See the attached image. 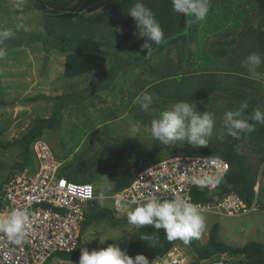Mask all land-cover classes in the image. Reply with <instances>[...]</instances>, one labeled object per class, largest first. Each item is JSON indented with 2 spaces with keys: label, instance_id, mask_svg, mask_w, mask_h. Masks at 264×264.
Returning <instances> with one entry per match:
<instances>
[{
  "label": "rangeland",
  "instance_id": "obj_1",
  "mask_svg": "<svg viewBox=\"0 0 264 264\" xmlns=\"http://www.w3.org/2000/svg\"><path fill=\"white\" fill-rule=\"evenodd\" d=\"M46 14L34 7V0H0V30L8 29L13 33L12 38L0 44L5 52L0 58V186L9 180L15 163L23 157L17 139L26 133L36 119L51 117L63 100L57 97L63 95L67 98L62 110L63 118L55 127L44 129L42 137L50 144L56 158L62 161L63 169H60L59 175L75 182L91 181L96 186L95 203L103 209H110L116 217L96 221L85 229L73 259L54 256L48 262L78 264L84 248L92 251L119 243L128 252L133 226L128 224L126 214L114 207L110 196L114 191L112 179L118 177L117 174L133 161L118 153L106 152L104 144L119 137L141 145H151L157 141L150 135L152 120L158 119L161 112L170 109L179 100L159 94L155 86H166L165 90L170 91L178 80L186 79L191 74L189 71H194L195 76L190 77L193 80L205 69L217 70L224 80L244 75L256 80L255 85L259 90L257 107L263 109L264 66L261 65L259 75L253 77L246 68L241 67V62L257 49L251 31H264V7L258 0H211L210 11L204 21L187 16L188 21H182L180 36L174 39L165 37L148 55L146 50H141L143 40L135 35L132 22L124 21L120 26L113 23L107 29L104 40L103 50L109 52L106 63L94 72L75 77L64 74L65 53L54 46V36L46 33ZM236 20L239 24H236ZM117 27L122 29V33L113 30ZM128 35L130 42L123 44ZM227 40L231 42L224 43ZM204 53L208 54L209 59L204 58ZM109 69L116 71L115 74L103 77ZM145 92L152 94L154 100L147 111L141 110L139 104L135 103V98ZM35 94H46L53 98L50 101L40 99L24 103V99ZM230 95L216 91L206 100L194 97L183 100L196 102L200 113H213L215 126L212 136H219L227 130L223 124L225 112L239 108V102ZM132 124L140 128L136 138L128 137ZM238 148L254 164L259 163V155L247 140L241 141ZM31 151L34 163L28 167L33 174L37 161L32 144ZM170 156L171 153L158 154L154 160L160 161ZM153 162L144 164V167ZM258 180L257 188L260 183L264 186V164L259 165ZM200 202L208 203L204 200ZM253 206L255 209L239 215L201 211L205 218V229L199 240L206 243L213 226L217 225L219 239L228 244L242 246L250 241L264 243V207L257 197L250 207L245 204L250 209ZM118 237L117 241L108 240L103 245L99 243V239L103 243L104 240ZM177 243L188 251L191 264L207 262H197L196 255L188 245L182 241ZM223 255L233 260L243 258Z\"/></svg>",
  "mask_w": 264,
  "mask_h": 264
},
{
  "label": "trees",
  "instance_id": "obj_2",
  "mask_svg": "<svg viewBox=\"0 0 264 264\" xmlns=\"http://www.w3.org/2000/svg\"><path fill=\"white\" fill-rule=\"evenodd\" d=\"M258 1L264 7L262 4L263 0ZM136 2L137 0H34V7L47 13L44 16L46 33L54 36V46L59 47L65 53L64 74L68 77H75L95 71L106 63L109 52L103 50L105 47L104 40L106 39L107 29L113 23L120 26V23L124 21L132 22L131 28L135 32L137 31L136 27H134L133 18L127 14L128 10ZM139 2H146L145 6L154 12L165 37L174 39V37L180 36L182 21L185 20L186 23L188 19L187 16L172 11L171 0H139ZM236 24H239L237 20ZM187 30L185 29L184 31ZM251 35L255 36L256 40L257 49L255 52L259 51L262 55L264 31L252 30ZM129 40L128 35L127 41L123 44H127L130 42ZM229 42L231 40H227L224 43ZM207 57L208 54L204 53V58L206 59ZM115 72L109 69L104 73L103 77L109 74L113 75ZM189 72L191 74L186 79L178 80L176 84L172 85V90L170 91L165 90L166 86L163 88L155 86L154 88L159 94L170 98H178L179 101L183 99L190 100L192 97L206 100L212 97L214 92L222 91L227 95L231 94L230 96L239 102V106L246 101L248 103L246 112L248 116H251L253 110L258 108L257 98L259 90L255 85L256 80L254 78L237 75L235 79L224 80L218 75L217 70L205 69L200 71L199 77L191 80L190 77L195 75L193 74L194 71ZM60 97L63 100L60 101V106L54 109L51 117L36 119L26 133L17 139L16 143L20 146L23 157L15 163L14 169L24 168L33 164L32 142L36 138L42 137L44 129L53 128L61 122L63 118L62 110L67 103V98L63 95H59L57 98ZM51 98L53 97L50 95L35 94L23 101L24 103L40 99L50 101ZM261 110H264V106ZM250 122L255 124L254 132L241 135L240 138L236 139L229 136L226 130L223 135L211 136L208 146L201 148L193 147L187 141H180L173 145L165 146L159 141H155L151 145H141L139 143H129L120 137L115 138L113 142L104 144V150L108 153L113 152L128 157L133 162L127 164L117 174L118 177L112 179L113 190L118 191L129 185L136 173L144 167V164L155 161L154 158L158 154L171 153L173 156L178 155L177 152H181L189 155L220 156L230 163L229 172L214 190L195 189L193 191L194 200L219 201L230 193H236L249 207L253 204L256 197L264 207V186L260 183L259 190H255L259 182V165L264 164V125L256 124L255 121ZM243 140H247L254 147V151L259 155L258 164H254L246 154L239 151L238 146ZM61 170L59 174H61ZM104 219L112 220L116 219V217L110 209H103L98 203L94 202L86 214V219L82 226V235L84 230L94 222ZM155 232L156 230L151 226H145L138 230L133 227L127 254L133 259L141 254L147 259H151L165 254L174 243L180 241H168L163 229L160 230L158 242L155 245H153L152 241L140 240L142 235H152ZM188 246L196 255L197 262L210 260L223 254H230L243 256V258L239 259L241 261L252 264H264V243L250 241L242 246L228 244L219 239L217 225L213 226L206 243L193 238ZM79 247L80 245L73 252H57L50 259L58 256L61 259L71 260L76 256Z\"/></svg>",
  "mask_w": 264,
  "mask_h": 264
},
{
  "label": "built area",
  "instance_id": "obj_3",
  "mask_svg": "<svg viewBox=\"0 0 264 264\" xmlns=\"http://www.w3.org/2000/svg\"><path fill=\"white\" fill-rule=\"evenodd\" d=\"M32 149L37 161L36 171L31 174L28 166L16 168L9 180L0 186V214H8L15 208L27 209L31 223L27 243L23 246L12 245L0 233V264H45L57 252H73L81 243L86 214L97 200L96 186L92 182H75L59 175L62 161L56 158L43 137L32 142ZM222 163L229 165L226 172ZM148 169L153 170L150 176L146 174ZM229 170L230 163L220 156L173 155L141 168L129 185L113 191L110 197L116 209L117 200L140 199L141 192L168 197L182 195L192 203L200 204L201 211L239 215L255 209V206L251 209L245 207L236 193H230L219 201H207L206 204L194 200L193 191L200 188L191 183L190 178L215 175L217 172H222L224 178ZM258 188L256 185L255 190L258 191ZM148 260L149 264L192 263L188 251L177 242L165 254ZM205 264L252 263L221 255Z\"/></svg>",
  "mask_w": 264,
  "mask_h": 264
},
{
  "label": "clouds",
  "instance_id": "obj_4",
  "mask_svg": "<svg viewBox=\"0 0 264 264\" xmlns=\"http://www.w3.org/2000/svg\"><path fill=\"white\" fill-rule=\"evenodd\" d=\"M171 4L174 13L204 21L210 11L211 0H171ZM127 14L135 22L137 30L135 35L143 40L140 45L141 50H146L148 55L154 46H159L164 41V31L154 12L139 0L128 10ZM113 30L122 33L119 27ZM12 36L13 33L10 30H0V44ZM4 54V49L0 48V58ZM261 65H264V56L259 52L250 53L241 62V67L246 68L253 77L259 75L258 69ZM135 103L139 104L141 110L147 111L154 103L153 96L147 92L142 93L135 98ZM247 109L248 103L245 101L235 111L225 112L223 124L229 136L238 139L241 135L254 132L255 124L250 121L264 125V110L254 109L251 116H248ZM214 126L213 113H200L197 111L196 102L181 100L173 104L170 109L161 112L158 119L152 120L150 135L151 138L165 146L187 141L189 145L201 148L208 146ZM139 132L140 128L132 124L128 129V137L136 138ZM228 167L227 163H222L224 172ZM152 172V169H148L146 174L150 176ZM222 180V172L190 178V182L198 188L209 190L217 188ZM89 196L91 197V190H89ZM117 205L118 211L126 214L129 225L137 230L145 226H151L156 230L154 234L142 235L140 239L152 241L153 245L158 242L161 229L168 241L180 240L185 245H188L193 238L199 239L205 229V218L201 214V205L192 203L182 195L168 197L156 193L145 195L141 192L140 199L121 198L117 200ZM30 227L27 209L15 208L6 215L0 214V233L4 234L12 245L23 246L27 243ZM120 237L104 240L103 243L99 239V243L103 245L105 241H117ZM78 264H149V260L142 254L133 259L119 243H112L99 250L82 249Z\"/></svg>",
  "mask_w": 264,
  "mask_h": 264
},
{
  "label": "crops",
  "instance_id": "obj_5",
  "mask_svg": "<svg viewBox=\"0 0 264 264\" xmlns=\"http://www.w3.org/2000/svg\"><path fill=\"white\" fill-rule=\"evenodd\" d=\"M64 58H65V57H64ZM63 62H65V59H64ZM95 71H96V70H95ZM92 72H94V71H92ZM103 76H104V75H103ZM37 80H39V79H37ZM41 81H42V79H41ZM35 83H36V82H35ZM100 89H101V88H100ZM258 190H259V188H258ZM4 215H6V214L4 213ZM49 260H50V259H49ZM49 260H48V261H49ZM48 261H47V262H48ZM205 261H208V260H205ZM47 264H50V263H47Z\"/></svg>",
  "mask_w": 264,
  "mask_h": 264
},
{
  "label": "bare ground",
  "instance_id": "obj_6",
  "mask_svg": "<svg viewBox=\"0 0 264 264\" xmlns=\"http://www.w3.org/2000/svg\"><path fill=\"white\" fill-rule=\"evenodd\" d=\"M1 208V207H0Z\"/></svg>",
  "mask_w": 264,
  "mask_h": 264
}]
</instances>
